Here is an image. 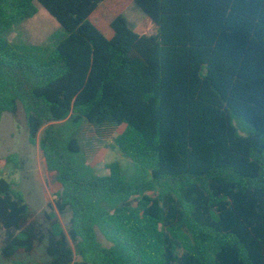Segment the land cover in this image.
Here are the masks:
<instances>
[{
  "label": "trees",
  "instance_id": "trees-1",
  "mask_svg": "<svg viewBox=\"0 0 264 264\" xmlns=\"http://www.w3.org/2000/svg\"><path fill=\"white\" fill-rule=\"evenodd\" d=\"M106 1L0 0V124L22 107L33 146L46 127L69 216L36 218L4 176L18 156L0 159V264H264V0H134L151 27L118 16L110 39L91 20ZM39 7L61 29L11 41ZM84 124L124 127L131 176L95 171Z\"/></svg>",
  "mask_w": 264,
  "mask_h": 264
},
{
  "label": "rangeland",
  "instance_id": "rangeland-1",
  "mask_svg": "<svg viewBox=\"0 0 264 264\" xmlns=\"http://www.w3.org/2000/svg\"><path fill=\"white\" fill-rule=\"evenodd\" d=\"M118 16L128 19L132 29L137 33L146 32L152 25L150 20L136 8L134 0H107L91 20L110 39L113 36L111 22ZM60 29L61 26L57 20L44 8L39 7V13L14 31L9 38L11 41L22 39L27 43L38 45ZM45 128L39 132L38 143L33 146L29 142L24 109L20 107L16 115L4 114L0 124V159H5L12 154L18 156L21 162L20 168L15 169L12 165L4 171V176L24 193L36 218L41 219L44 212H51L50 206H52L58 220L67 229L69 216L61 215L55 208V195L59 191V186L49 173L46 159L39 146V140ZM123 131L124 127L106 126L98 129L88 124H84L78 131L82 156L99 175H106V166L113 162L121 164L125 175L131 176L134 173L133 163L112 149L114 139ZM98 238L103 246H110V243L100 233H98ZM2 240L3 234L0 231V247ZM35 259H46L44 248L39 249Z\"/></svg>",
  "mask_w": 264,
  "mask_h": 264
}]
</instances>
